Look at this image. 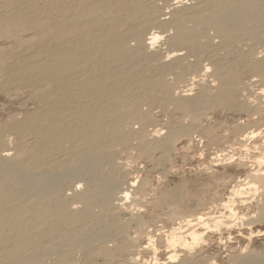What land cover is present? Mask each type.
Returning <instances> with one entry per match:
<instances>
[{
	"label": "bare ground",
	"instance_id": "1",
	"mask_svg": "<svg viewBox=\"0 0 264 264\" xmlns=\"http://www.w3.org/2000/svg\"><path fill=\"white\" fill-rule=\"evenodd\" d=\"M202 76L213 87L191 93ZM258 80L264 84V0H0V93L17 100L27 91L23 106L32 105L0 122V264H97V256L108 263L128 255L134 262L138 251L156 254L161 244L165 260L142 264H198V246L211 233L229 244L233 264H264V252L250 244L264 224V135L234 126L228 145L239 152L214 148L222 170L204 167L206 192L198 186L185 200L163 202L162 211L154 208L163 200L151 196L145 210L160 212L164 224H152L157 237L140 210L147 183L112 163L115 147L132 140L165 161L191 126L216 145V130L200 116L224 104L264 122V87L256 103L240 99ZM180 83L190 87L175 92ZM143 101L169 103L198 125L147 140ZM243 151L257 152L259 167L236 180L228 170L246 167ZM120 210L130 216L117 219Z\"/></svg>",
	"mask_w": 264,
	"mask_h": 264
},
{
	"label": "rangeland",
	"instance_id": "2",
	"mask_svg": "<svg viewBox=\"0 0 264 264\" xmlns=\"http://www.w3.org/2000/svg\"><path fill=\"white\" fill-rule=\"evenodd\" d=\"M12 41H15V40H12ZM161 42H163V40H160V42L157 43V45L161 44ZM9 43L13 44L14 42H11V39H10ZM9 43L4 41V44H2V45L6 46V44L8 45ZM198 79L199 80L201 79L199 81V83L201 85L198 83L194 84L192 91H190L191 93H196L201 87H202L201 89H206V88L211 89L213 87V83L209 77L202 76V77H199ZM245 80H247V79L245 78ZM258 82H260V81L258 80L257 82H255V85H253L252 87L251 86L246 87V88H248V90L247 89L244 90V93H243V95L240 96V99L243 100L244 102H249V101L252 102V100H253V103H256L257 102V96H259L262 93L261 89H263V87H264V84H261L262 82H260V83H258ZM195 85H197V86H195ZM175 86H177V87H175ZM188 87H190V86L189 85L187 86L186 83H180L178 85H174V91L176 92L178 89H180L178 91L188 90ZM183 92H185V91H183ZM22 94H23V96H22ZM157 94H160V92H158ZM253 97H255V98H253ZM25 98H27V91H23L20 94V96L17 98V100H16V98L10 99L6 94L0 93V122L7 120L8 116L13 115L15 112H18L19 110H22L23 112L24 111L30 112V109L32 107L31 104H28L27 106H23V103H24L23 100H25ZM254 99L256 101H254ZM20 104H22V106ZM224 105L226 106V104H224ZM225 106H223V108H221V107L218 108L217 112H215V114H213V116L212 115L211 116L208 115V117L200 116V121H202L204 125L213 126L214 129L216 130V132H217L216 136L218 138V139L216 138L217 140H215L216 145L209 144V143L205 142L206 139L203 137L202 133L200 132L201 129L198 126H194V127L191 126L190 132H188L186 134L181 133V134L176 136L174 143H173V146L169 152L168 159L165 161L163 160L162 162H160L161 160L156 158L157 156L158 157L161 156L160 150L154 149L153 151H149V153L148 152L142 153L138 149L136 140H132L131 146L129 145L128 147H121V148H119L120 146L115 147V150L117 149L119 152L116 150L117 152L116 151L115 152L118 154H116L114 152V154L112 156L113 165L116 167L118 166V168H120L121 170L124 171L125 176H126V177L124 176L125 178H128V179L133 178V180H135L137 178V180H139L138 183H137V180L135 181L137 184L141 183V181L142 182L144 181L148 185L149 194L145 195L144 198L142 197L143 200H141V198H140L141 202L139 200L140 205L144 204V206L141 207L140 210H141V213L144 216H146L145 219L147 218V220H148V218H149V220H148L149 224L148 225H149L150 229L148 228V231L152 230V232L156 235L155 237L159 236L158 233L161 232V230L156 231V229L159 228V226L162 225L161 227H163V225H164L163 222H161L163 220L162 217L159 216V214H158L160 212H157L158 215L155 212V211H158L159 208H161L160 211H162V207L165 206V203H163V202L166 201V204H169V202H171V201L175 202L179 198L180 199L184 198V200H185L189 196V192H193L194 189H196L198 186H199L198 189L202 190L200 192H203V189H204V192H206L205 191V189H206L205 182L208 181V179H207L208 177L206 178V176L204 175L205 171H206L205 168L208 165L209 166L213 165V167H214L215 164H218L217 162H215L213 160V159H216V158H214L216 156V154H215L216 150L214 148H216V146H219L218 148L225 147L224 148L225 151H223V153H225V154H227L229 152H230V154L233 152L237 153L238 149L236 150V149H234L235 148L234 146H233V148L229 146L231 143V141H230L231 140L230 130H232L234 126L236 129L238 128L237 129L238 132H244L245 134H248V136L253 135V134L249 135V132H255L254 134L256 136H257V132H258L259 137L264 135V122H260V123L252 122L248 119V117L244 113L233 112L229 109L227 110L224 108ZM139 108L141 111L143 110V111H145V113H148L150 115V122H148L147 124L144 125V130H145V133L147 135L146 136L147 140L159 139L160 137L162 138L166 135V132L168 131L167 129L174 128L175 126L178 127L179 125H189L191 123H195L198 125V117L190 118L186 114H183L182 111L174 109L173 106L170 105L169 103H159L156 101V102L150 104L146 101H143V103H140ZM245 117H247V118H245ZM132 127L134 129H140L141 124L137 121H133ZM156 130H158V131L155 132ZM259 132L260 133L263 132V133L259 135ZM11 140L12 139H9V141H11ZM227 140H229L230 142L229 141L227 142ZM263 140H264V137H263ZM12 142H10V143L7 142L6 143L7 145L5 144V146L4 145L3 146L10 148L13 145ZM213 152L215 155L213 154ZM220 153L221 152H219V154ZM242 155L244 156L243 158L245 160L246 167L245 166L243 168L240 167L242 169L237 168L238 171H237V169H235L233 167L230 168V170H228L230 172L229 175L231 176V178L236 179V180L240 176L243 177V175L247 171H250L251 169L253 170V168L258 169V167H259V166H257L258 164L255 160L256 159L255 156L257 155V152L251 151V152H247V154H246V152L243 151ZM245 157H248V158L245 159ZM114 160L117 162H115ZM215 168H217V169L219 168V170H222L220 164L217 165V167L215 165ZM200 176H201V178H200ZM200 183H201V185H200ZM200 186L202 188L203 187L204 188L202 189V188H200ZM173 190L176 192V195H177V196H173L175 198L171 197V199H170V197L167 198L166 196L164 198V195L167 192L173 191ZM153 195H156L158 198L160 197V200H163L162 201L163 204H161L160 207L154 208L155 209V211H153L154 213L150 209H147L148 212L145 210V205H146L147 201L149 199H151V196L153 197ZM167 200H168V202H167ZM141 203H143V204H141ZM121 212H122V214H121ZM129 212H130L129 210H126V212H125V210L124 211L120 210V212L118 211V213L116 215H118L119 218H117V219L129 217L130 216ZM148 213H149V215H148ZM155 214L157 215V217ZM151 216L155 217V218H152ZM116 217L117 216H115V218ZM158 218L160 219V221ZM153 219H155V220L153 221ZM152 224L153 225L156 224L158 227L154 226L155 227V229H154ZM134 228L130 227L128 229V231L131 229V231H129L130 235L132 234L131 232H134V230H135ZM260 229L262 230V232H260V234H256V233H258L256 230H260ZM162 230H164V229H162ZM133 234L135 235V233H133ZM133 234H132V236H134ZM209 235H210L211 239L209 241H207L206 246H204L205 244L203 246H201V245L198 246L199 247L198 251H200L199 256L201 257V258L198 257V264H208V262H209V264H221V263L222 264H233L234 260H232V257H231L232 254H230L231 252L229 251V247H228L229 244L224 243V242H226L225 239L224 240L218 239L219 235L217 233H215V234L211 233ZM254 235H253V240L250 242V244H251V246L255 252L263 253L264 252V237H263L264 236V224L259 225V227L254 229ZM216 241L218 242L219 245L217 244ZM115 242L116 241L110 242V244H114ZM244 243H247V242H243V244ZM160 246H161V248H160ZM160 246H158L156 254L153 253L152 249L151 250L147 249L144 251L143 250L138 251V253H137L138 256L135 255V257H137L138 259L134 262L127 260L129 257H131L130 255H128L127 257L126 256H116L117 258L115 257L113 259L114 261L113 260L111 262L108 261V263H107V261H105L106 259L102 256H97L96 258H93L92 261H93V263H97V264H116V263L117 264H124V263L126 264L127 261H128L127 264H132V263L133 264H142L143 260H152V258L154 259V256L155 257L157 256L156 260H158L160 262V261H163V259L165 260V258L167 257L166 248H164L165 246H163L162 244ZM226 246H227V248H226ZM136 249H138V248H136ZM210 249H212V250H210ZM226 249H228V250H226ZM211 253H213V254L211 255ZM215 255H216V257H215ZM51 257H53V256H51ZM77 257H79V255L76 256L75 258H77ZM123 257L124 258L126 257V258L124 259ZM215 258H216V260H215ZM205 259H207V260H205ZM55 263L59 264L57 262H52V261L50 263L48 262L47 264H55Z\"/></svg>",
	"mask_w": 264,
	"mask_h": 264
}]
</instances>
